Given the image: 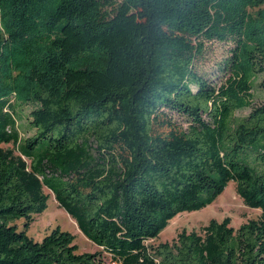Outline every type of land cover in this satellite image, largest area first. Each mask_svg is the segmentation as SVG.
I'll return each instance as SVG.
<instances>
[{"label": "trees", "instance_id": "1", "mask_svg": "<svg viewBox=\"0 0 264 264\" xmlns=\"http://www.w3.org/2000/svg\"><path fill=\"white\" fill-rule=\"evenodd\" d=\"M263 5L0 0V264H264V218L147 243L229 182L264 215ZM212 42L233 44L219 86L197 70ZM44 189L100 251L77 253L59 227L27 235Z\"/></svg>", "mask_w": 264, "mask_h": 264}, {"label": "rangeland", "instance_id": "2", "mask_svg": "<svg viewBox=\"0 0 264 264\" xmlns=\"http://www.w3.org/2000/svg\"><path fill=\"white\" fill-rule=\"evenodd\" d=\"M264 8V5L262 6ZM233 44L231 42H212L207 43L202 57L197 62L199 73L208 77L214 85L219 86L229 76L224 68L225 61L230 57V50ZM264 75L260 74L252 90V105H258L264 101V88L260 86ZM30 108L17 109L21 115L20 131L26 136H31L33 131L27 126V113ZM251 111V107L239 110L235 113L237 118L246 117ZM172 119L183 128L189 125V122L182 116L172 114ZM2 148L11 147V145H1ZM17 153V152H16ZM49 196L46 210L34 216L27 235L33 240L40 242L43 237L51 232L52 229L59 227L62 231L68 232L75 237L74 244L78 247L77 253H95L100 251L95 244L91 243L77 228L75 221L58 206L54 196L47 189L43 190ZM230 218V226L237 229L240 225L249 220L264 218L262 212L245 206L242 200L237 196L234 182H229L223 193L216 200L199 211L184 212L174 217L168 226L159 234L155 240H149L150 245H157L163 242H172L177 234L185 230L186 232H200V229L207 225L212 219L220 222L224 218ZM18 229L21 230L23 220L16 222ZM105 264H116L110 260V256L102 254Z\"/></svg>", "mask_w": 264, "mask_h": 264}]
</instances>
